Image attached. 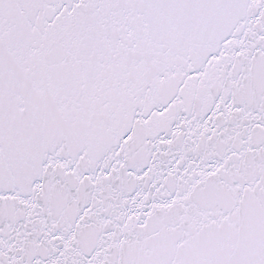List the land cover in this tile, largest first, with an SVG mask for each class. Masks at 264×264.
<instances>
[{
    "label": "snow or ice",
    "instance_id": "1",
    "mask_svg": "<svg viewBox=\"0 0 264 264\" xmlns=\"http://www.w3.org/2000/svg\"><path fill=\"white\" fill-rule=\"evenodd\" d=\"M0 264H264V0H0Z\"/></svg>",
    "mask_w": 264,
    "mask_h": 264
}]
</instances>
